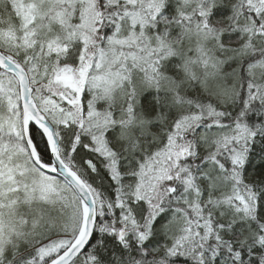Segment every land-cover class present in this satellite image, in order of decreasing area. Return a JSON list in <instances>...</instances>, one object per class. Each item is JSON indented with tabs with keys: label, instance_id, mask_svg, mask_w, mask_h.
<instances>
[{
	"label": "snow or ice",
	"instance_id": "1",
	"mask_svg": "<svg viewBox=\"0 0 264 264\" xmlns=\"http://www.w3.org/2000/svg\"><path fill=\"white\" fill-rule=\"evenodd\" d=\"M0 264H264V0H0Z\"/></svg>",
	"mask_w": 264,
	"mask_h": 264
}]
</instances>
